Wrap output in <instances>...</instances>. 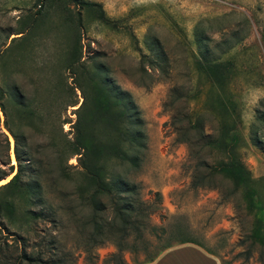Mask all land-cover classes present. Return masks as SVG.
Returning <instances> with one entry per match:
<instances>
[{
	"label": "rangeland",
	"instance_id": "rangeland-1",
	"mask_svg": "<svg viewBox=\"0 0 264 264\" xmlns=\"http://www.w3.org/2000/svg\"><path fill=\"white\" fill-rule=\"evenodd\" d=\"M89 1L100 3L113 27L72 4L47 6L45 1L38 8V0H0V169L14 167L0 184L16 166L6 121L22 137V157L29 159L44 200L39 206L13 196L10 222L0 207V248L13 258L24 239L35 249L49 250L52 244L51 256L61 264H110L105 260L114 246L105 242L95 247L90 238L91 211L76 192L83 177L68 146L74 109L82 101L78 83H86L85 78L77 82L66 67L78 38L84 67L99 64L105 69L130 94L141 122L138 166L105 161L106 171L119 173L135 189L124 261L143 264L166 245L187 244L182 247L200 248L220 264H264V245L252 243L249 236L255 217L264 218V213L249 208L241 192H233L230 180L220 175L210 183L207 178L199 182L207 166L220 158L219 152L203 146L217 136L220 119L214 99L219 88L193 71L191 58L196 32L208 37L207 58L231 60L227 89L241 136L237 151L256 181L264 210V0ZM159 50L165 61L150 66ZM71 101L76 104L69 105ZM16 107H28V115ZM189 112L203 117L205 139L178 142L175 127L186 126ZM0 196L9 197L7 191ZM26 209L42 210L44 216L32 220ZM110 216L107 205L100 220ZM183 238L196 243H177ZM177 258L179 264H207L186 253Z\"/></svg>",
	"mask_w": 264,
	"mask_h": 264
},
{
	"label": "trees",
	"instance_id": "trees-1",
	"mask_svg": "<svg viewBox=\"0 0 264 264\" xmlns=\"http://www.w3.org/2000/svg\"><path fill=\"white\" fill-rule=\"evenodd\" d=\"M45 1L48 2L47 6L53 2L55 5L64 7L68 4L75 5L79 9L91 13L100 23L113 27L112 19L104 13L98 2L89 0H38V8L42 7ZM79 13H77V22L80 25ZM20 33L21 31L15 34ZM20 37L21 35L13 38ZM207 42L208 37L204 34L193 33L192 44L195 46V52L192 53L191 57L192 68L196 74L202 75L211 86L219 88L214 99L220 119L217 136L204 140L203 146L219 152L220 158L214 164L207 166L208 172L199 182H203L207 178L208 183H210V179L214 180L215 176L220 175L230 180L233 192H241L243 199L248 202L249 208L252 207L255 212L260 210L264 213L259 204L256 181L250 176L237 151L241 136L236 126L235 102L227 89L232 63L230 59L207 58L205 56ZM1 54L2 52H0ZM80 54L79 39L77 38L75 46L68 53L66 59V67L70 73L75 74L74 79L77 82L78 79H86L85 84L78 83L82 101L74 109L72 140L68 143V146L71 147V154L75 155L76 158L75 165L83 177V184L77 187L76 192L82 203L88 206L91 211L87 223L91 226L90 238L95 240L94 246H101L105 242L112 244L115 250L107 255L105 261L110 262V264H127L122 257V251L124 238L132 223L130 220L134 206L132 195L135 194V189L134 185L122 178L119 173L106 171L105 161H118L121 164L125 163L130 168L138 166L139 152L143 147L141 122L130 94L115 85L106 76V70L99 64H94L88 68L84 67V63L80 61ZM165 59L164 53L159 50L158 53H155V57L150 59V66L157 67ZM2 98L3 90L0 88V110L3 112ZM75 104L76 101H71L69 105ZM207 106L210 107V105ZM28 109V107H16L18 113L24 116L28 115ZM186 114V126L175 127L179 133L178 142H188L191 138H195L194 140L205 139L203 117L190 112ZM3 124L13 139V155L16 161L12 176L0 184V192L7 191L9 195L8 199L0 196V207L3 208V217L10 222L15 210L13 196L24 197L30 204L39 206L44 204V200L41 196L40 182L29 169V159L22 157L21 135L13 131L6 121ZM2 150L7 157L9 143L5 136L3 137ZM13 169L12 165L8 166L7 172L0 169V179L5 178ZM107 205L110 208L111 216L108 220L106 219V222H102L100 214L106 210ZM25 214L32 220L44 216L42 210L36 212L26 209ZM249 236L252 243L257 242L264 245V218L255 217ZM24 241L22 239V247L13 258H10L4 253L5 250L0 248V264H61L59 259H54L51 256L52 244L49 250H43L42 248L29 247ZM184 242L196 243L184 238L177 241V243ZM169 246L171 245H166L162 249Z\"/></svg>",
	"mask_w": 264,
	"mask_h": 264
},
{
	"label": "crops",
	"instance_id": "crops-1",
	"mask_svg": "<svg viewBox=\"0 0 264 264\" xmlns=\"http://www.w3.org/2000/svg\"><path fill=\"white\" fill-rule=\"evenodd\" d=\"M185 245L187 244L167 247L163 251H161L153 260L143 264H179L177 256L183 253L196 256L197 258L202 259V261L207 264H220L214 256L203 251L202 249L197 247H192L191 249L182 247Z\"/></svg>",
	"mask_w": 264,
	"mask_h": 264
}]
</instances>
